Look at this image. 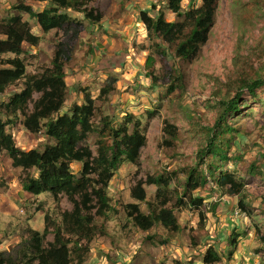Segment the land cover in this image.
Segmentation results:
<instances>
[{
  "label": "rangeland",
  "instance_id": "1",
  "mask_svg": "<svg viewBox=\"0 0 264 264\" xmlns=\"http://www.w3.org/2000/svg\"><path fill=\"white\" fill-rule=\"evenodd\" d=\"M80 1L83 10L95 17L100 14L98 23L85 20L82 13L61 10L72 21L44 34L34 18L13 7L26 4L40 12L50 3L0 0V32L9 17L20 15L40 38L36 47L24 43L18 55H0V68H9L7 62L15 58L25 66L24 77L0 93L5 132L23 151L43 152L56 146L46 135L47 119L41 120L37 134L23 127L43 93L33 89L26 105L15 111L7 104L50 74L59 50L66 90L61 109L50 118L71 117L75 106L85 105L86 97L93 101L90 129L80 143L89 149L92 166L109 158L111 129L125 130L116 144L121 150L133 132L144 137V144L135 163L120 157L106 190L110 209L104 216L96 214L90 193L97 173L91 172L85 183L82 165L70 163L74 200L82 217L78 224L71 216L70 184L46 187L38 195L26 192L23 183L37 179L38 170L14 168L6 152L0 151V251L27 254L30 231L42 235L46 229L42 253L52 252L58 231L70 250L69 264L77 260L81 264H203L208 247L220 257L215 264H264V87L254 94L243 87L264 79V0H219L208 41L192 61L176 57L173 46L149 36L140 20L139 14L146 12L152 18L162 14L165 21L178 22L166 0ZM200 5L201 0H183L181 9L186 12ZM237 94V111L214 129L216 145L226 158L216 153L200 161L198 155L221 113L219 102ZM225 128L232 132L223 133ZM220 174L233 179L238 189L219 185ZM148 178L160 179L161 185L147 182ZM138 183L145 192L143 201L131 196ZM179 198L184 202L180 207ZM194 199L202 201V222L197 201L191 203ZM83 200L88 205L83 206ZM129 204H137L144 215L155 214L163 205L173 212L180 230L171 232L156 223L141 231L126 216Z\"/></svg>",
  "mask_w": 264,
  "mask_h": 264
},
{
  "label": "trees",
  "instance_id": "2",
  "mask_svg": "<svg viewBox=\"0 0 264 264\" xmlns=\"http://www.w3.org/2000/svg\"><path fill=\"white\" fill-rule=\"evenodd\" d=\"M34 3H50V7L44 8L41 12H34L32 7L26 4H18L13 7L19 13H25L30 18H34L40 27L41 31L46 34L51 30H59L64 24L70 23L67 14H61L60 11L70 10L82 13L84 19L96 24L100 21V14L93 16L92 11H85L80 8L82 1L80 0H30ZM169 11L175 15L179 20L176 23L165 21L162 14L157 18H152L146 12L139 14L140 20L147 31L149 36H157L161 38L169 46H173L174 54L176 57L185 61H192L197 58L203 45L208 41L210 29L212 27L216 7L219 0H201L199 7L191 8L186 12L181 9V2L183 0H166ZM0 55L15 54L18 55L23 47V44H28L30 47L38 46L40 38L31 33L27 23L22 22L20 15L9 17L3 29L0 32ZM60 51L57 50L52 60V71L46 75L44 80L33 82V86L26 87L20 94L13 96L12 100L7 104L8 108L15 111L18 108H23L26 105L27 99L33 89L43 93V96L34 105L33 112L24 119L23 127L25 130L32 134L40 132L41 120H48L46 124V135L56 141V146L48 148L43 152L37 149L23 151L18 149L12 137L6 134V124L0 119V151H5L11 165L14 168H21L28 170L35 168L38 170V178H30L26 183H23V190L33 195L40 194L46 187H55L58 184H70L69 196L74 205V211L71 216L76 217L77 224L81 221L82 217L79 215V204L74 200V186L72 182V173L70 171V163L77 162L82 165L81 181L87 182V177L91 172L97 173L96 186L91 187V196L96 202V214L104 216L109 211V200L107 197V187L115 171L117 170L120 157L124 156L130 162L135 163L139 157L140 150L144 144V137L138 132H133L128 138L125 150L117 147L118 139L125 132L124 129H111L112 148L109 158L103 160L95 166L90 162L89 149L80 146L84 140L86 133L90 129V121L93 114V101L86 97V103L82 106H75L72 111V116H57L50 118L52 114L58 113L62 107L66 84L64 82V71L61 62H59ZM9 68H0V93L4 91L11 83L19 80L25 75V66L19 58L12 59L7 62ZM243 87L247 89L250 94H254L255 90L264 87V79L257 78L250 82L243 83ZM239 97L237 94L230 100L219 102L218 106L221 113L218 116L212 130H209L210 137L208 144L199 153L200 161L204 157L220 153L219 158L225 159L222 147L216 145L218 135L214 133V129H218L221 123L225 122L226 116L235 112L238 109ZM225 132H232V130L225 128ZM221 132V135L223 134ZM220 135V136H221ZM224 145L227 146L228 142L225 141ZM209 174L211 171L208 172ZM147 182L161 185V180H153L148 178ZM80 184V180L76 182ZM219 185L224 186L230 184L231 189L236 191L238 185L227 174H220L217 182ZM133 199L143 201L145 192L141 183H138L131 192ZM197 201L200 211L198 212L199 220H204L202 211V201L192 200L191 203ZM87 200H83L82 205H88ZM177 206H183L184 202L181 198L176 201ZM127 210L126 216L132 220L133 224L143 232L149 231L156 223H159L165 229L171 232H178L180 227L177 223L173 212L165 208L158 210L155 214L144 215L140 212L137 204H129L125 206ZM88 219V218H84ZM31 236L28 241L29 252L26 254L22 252L18 254H11L8 251H0V264H69L70 250L62 241L60 233H54L55 247L52 246V252L43 254L40 242L43 236L46 235V229L39 234L38 232L30 231ZM33 257H29L30 254ZM52 255V260L49 263V256ZM220 261L219 255L208 247L202 258L203 264H215ZM76 264H81L77 260Z\"/></svg>",
  "mask_w": 264,
  "mask_h": 264
},
{
  "label": "crops",
  "instance_id": "3",
  "mask_svg": "<svg viewBox=\"0 0 264 264\" xmlns=\"http://www.w3.org/2000/svg\"><path fill=\"white\" fill-rule=\"evenodd\" d=\"M43 4H45V5H46V4H47V2H46V3H43ZM43 7H44V6H43ZM42 10H43V9H42ZM42 10H41V11H42ZM41 11H40V12H41Z\"/></svg>",
  "mask_w": 264,
  "mask_h": 264
}]
</instances>
